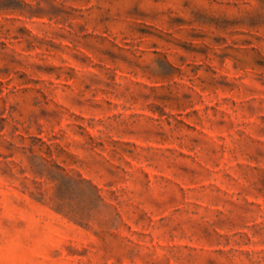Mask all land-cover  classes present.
<instances>
[{
    "label": "rangeland",
    "instance_id": "obj_1",
    "mask_svg": "<svg viewBox=\"0 0 264 264\" xmlns=\"http://www.w3.org/2000/svg\"><path fill=\"white\" fill-rule=\"evenodd\" d=\"M0 264H264V0H0Z\"/></svg>",
    "mask_w": 264,
    "mask_h": 264
}]
</instances>
